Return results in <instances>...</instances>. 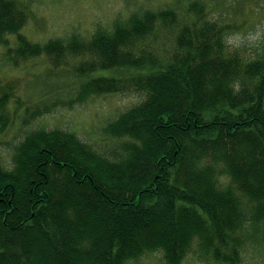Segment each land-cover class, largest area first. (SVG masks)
Masks as SVG:
<instances>
[{
  "label": "trees",
  "instance_id": "trees-1",
  "mask_svg": "<svg viewBox=\"0 0 264 264\" xmlns=\"http://www.w3.org/2000/svg\"><path fill=\"white\" fill-rule=\"evenodd\" d=\"M179 3L132 11L89 39L41 42L25 32L42 26L32 2L0 0V131L14 122L11 101L30 122L57 108L22 95L14 75L35 59L59 76L74 61L76 103L142 96L108 124L105 152L41 127L16 143L11 167L0 159V264H128L154 252L165 264H241L264 251V47L246 58L230 44L245 18L199 0L180 14Z\"/></svg>",
  "mask_w": 264,
  "mask_h": 264
},
{
  "label": "rangeland",
  "instance_id": "rangeland-1",
  "mask_svg": "<svg viewBox=\"0 0 264 264\" xmlns=\"http://www.w3.org/2000/svg\"><path fill=\"white\" fill-rule=\"evenodd\" d=\"M33 4L36 19L42 20L40 32L34 22L25 32L36 41L43 42L49 37L66 38L78 33L89 39L99 26L110 27L118 17H127L132 11L158 7L165 4L174 5V0H29ZM178 10L183 14L186 6L196 0H178ZM208 8L215 11L217 17L230 19L234 16L247 23L241 32L230 37L233 49H238L246 58H255L264 47V9L262 0H199ZM250 10V11H249ZM240 12V14H237ZM242 12L245 15H242ZM246 12H249L247 15ZM171 41H164L159 46L158 54L163 55L170 51ZM0 51V75L6 71ZM74 61L63 64L65 70L60 76L70 80L63 84L60 71L42 59L31 60L28 64L16 71L20 79L21 92L27 101L31 100L30 107L35 103L57 102V108L50 114L41 115L30 122L26 113L29 107L17 106L11 101L7 112L14 117V122L3 131H0V159L6 167H11L13 149L20 143L26 134L34 129L45 127L49 129L63 128L77 133L83 140L92 143L105 152L111 143L103 141L108 124L132 105L139 103L142 96L135 94H110L94 96L84 103H76L78 86L73 77ZM105 76L112 73L106 71ZM60 77V78H59ZM46 93V94H45ZM45 94V95H42ZM29 95V97H28ZM42 97L40 98V96ZM38 98V99H37ZM108 144V146H106ZM261 251V250H260ZM128 264H165L162 253L154 252L142 256L137 261ZM185 264H206L193 257H188ZM241 264H264V251L251 252L246 255Z\"/></svg>",
  "mask_w": 264,
  "mask_h": 264
}]
</instances>
